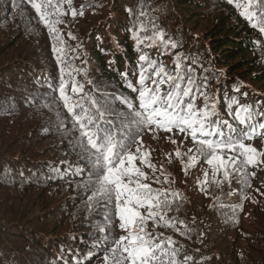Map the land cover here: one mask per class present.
Here are the masks:
<instances>
[{
  "label": "trees",
  "instance_id": "1",
  "mask_svg": "<svg viewBox=\"0 0 264 264\" xmlns=\"http://www.w3.org/2000/svg\"><path fill=\"white\" fill-rule=\"evenodd\" d=\"M61 8L66 14L56 27L62 45L27 0H0V264H103L102 252L99 259L92 255L99 229H110L103 211L87 210L84 192L77 187L80 177L55 171L74 165L77 156L69 143L74 133L58 131L54 112L43 106L50 93L41 85L59 77L54 44L72 58L69 67L78 69L76 79L85 92L93 81L106 92L133 99L136 93L126 87L121 73L128 72L135 85L141 54L172 70L180 53L185 68L192 67L198 81L207 80V92L223 119L235 124L226 108L233 98L258 108L264 104V33L252 27L255 21L240 16L235 3L72 0ZM153 25L178 47L149 46V41L137 45L133 30L143 39ZM196 103L202 106V98ZM60 111L67 117L62 106ZM246 143L264 151L260 137ZM143 144L170 181L152 187L178 191L184 198L180 210L174 205L168 216L184 222L186 228L179 223L176 228L188 231V237L173 228H155L161 239L176 242L180 261L188 255V264H264V170L249 169L256 171L250 188L243 189L236 179L217 187L203 160L185 175L181 160L187 163L188 156H175L177 148L186 153L193 146L191 137L158 131L145 133ZM136 163L151 176V169ZM204 171L209 173L207 194L198 187ZM147 228L153 230L152 221ZM122 234L116 227V237Z\"/></svg>",
  "mask_w": 264,
  "mask_h": 264
},
{
  "label": "snow or ice",
  "instance_id": "2",
  "mask_svg": "<svg viewBox=\"0 0 264 264\" xmlns=\"http://www.w3.org/2000/svg\"><path fill=\"white\" fill-rule=\"evenodd\" d=\"M64 2L70 5L72 0H27L39 21L61 45L63 41L56 25L63 23L59 16L66 14L61 8ZM227 2L235 3L237 9H242L240 16L249 22L255 21L252 27L264 33V0ZM79 14L83 15V11ZM71 15L75 17L77 11L73 9ZM139 15L144 17L146 13L141 10ZM54 16L56 19H51ZM143 30L141 25L140 31ZM133 31L137 45L149 41V46L159 43L165 49L178 47L175 41L166 40L163 30L155 25L143 39L137 30ZM52 51L59 66V77L55 82L49 77L41 85L50 93L43 106L54 112L58 131L74 133L69 143L77 156L74 165L69 162L67 167L55 171L80 177L77 187L84 192L87 210H102L103 221L110 226V229H99L92 255L99 259L98 253L102 252L103 264H188L191 256L185 255L180 261L176 242L171 237L161 239L163 234L155 232V228L163 226L175 229L182 236L189 235L188 231L176 228L177 223L186 228L183 221L168 216L174 205L176 211L180 210L182 194L152 187L170 181L163 165L158 169L151 162L152 150L145 148L143 135L175 131L185 138L191 137L193 146L186 153H181L179 148L175 151L177 158L188 156L187 163L181 160L185 175L189 168L203 160L211 169L212 183L217 187L236 179L247 189L252 186L250 178L256 177V171L249 169L264 170V151L246 143L257 137L264 139V104L258 108L233 98L226 108L235 124L223 119L216 101L207 92V80L198 81L193 75L194 69L185 68L180 53L175 54L172 70L141 54L139 71L134 73L137 75L135 85L128 80V72L121 73L126 87L136 93L133 99L123 93L106 92L93 81H88L93 87L85 92L84 84L76 79L78 69L69 67L72 58L65 49L54 44ZM197 98H202V106L197 105ZM61 106L67 117L61 113ZM171 143L176 144V140ZM137 160L151 169V176L137 166ZM221 174L222 179H217ZM208 175V171H204L203 180L198 181L200 191L206 194ZM254 191L259 192V189ZM243 198L248 199V196ZM149 221L153 223L152 231L147 228ZM116 227L123 233L119 238L115 235Z\"/></svg>",
  "mask_w": 264,
  "mask_h": 264
}]
</instances>
